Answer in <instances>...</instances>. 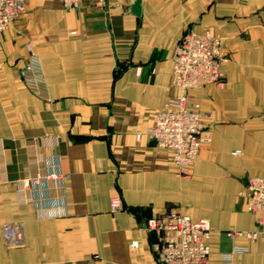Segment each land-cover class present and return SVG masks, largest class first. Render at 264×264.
Instances as JSON below:
<instances>
[{
	"label": "crops",
	"instance_id": "1",
	"mask_svg": "<svg viewBox=\"0 0 264 264\" xmlns=\"http://www.w3.org/2000/svg\"><path fill=\"white\" fill-rule=\"evenodd\" d=\"M24 1L0 32V264H158L144 224L164 212L209 222L211 264L235 250V264H264V236L245 237L246 181L264 180V0H139L138 15L137 0ZM206 29L222 40V80L189 92L211 142L180 176L149 134L178 95L179 40ZM10 224L18 247L2 238Z\"/></svg>",
	"mask_w": 264,
	"mask_h": 264
},
{
	"label": "built area",
	"instance_id": "2",
	"mask_svg": "<svg viewBox=\"0 0 264 264\" xmlns=\"http://www.w3.org/2000/svg\"><path fill=\"white\" fill-rule=\"evenodd\" d=\"M84 1H91L105 11L119 7V0H61V3L64 10L73 11ZM24 10V0H0V32L6 31ZM223 61L222 40L211 29L184 34L172 56V85L178 95L156 115L149 137L158 148L170 152L171 166L180 176H186L201 147L211 142V129L202 123L198 111L188 107L189 92L220 84ZM30 71L31 67L27 66L20 72L21 77L26 78ZM39 179L36 177L33 182ZM67 179L63 175L44 178L57 183ZM245 197L247 210L257 215L256 230L246 233L245 237L255 241L264 236V180L247 179ZM121 209L120 199L113 198L110 210ZM144 229L151 238L158 264H211L209 241L213 229L207 220H193L179 212H164L147 218ZM226 236L238 237L240 233L228 232ZM2 238L11 248L20 246L24 240L22 230L16 224L4 225ZM131 247L137 248L135 244ZM236 252L242 251H233ZM232 254L223 255L217 264H235Z\"/></svg>",
	"mask_w": 264,
	"mask_h": 264
},
{
	"label": "water",
	"instance_id": "3",
	"mask_svg": "<svg viewBox=\"0 0 264 264\" xmlns=\"http://www.w3.org/2000/svg\"><path fill=\"white\" fill-rule=\"evenodd\" d=\"M133 14L138 15L139 14V0L136 1V3L133 6L132 9Z\"/></svg>",
	"mask_w": 264,
	"mask_h": 264
},
{
	"label": "rangeland",
	"instance_id": "4",
	"mask_svg": "<svg viewBox=\"0 0 264 264\" xmlns=\"http://www.w3.org/2000/svg\"><path fill=\"white\" fill-rule=\"evenodd\" d=\"M24 5H25V1H24ZM12 24H13V23H12ZM12 24H11V25H12ZM220 39H221V38H220ZM194 163H195V162H194ZM189 168H190V167H189ZM189 168L187 169V174H186V175H188V170H189Z\"/></svg>",
	"mask_w": 264,
	"mask_h": 264
},
{
	"label": "trees",
	"instance_id": "5",
	"mask_svg": "<svg viewBox=\"0 0 264 264\" xmlns=\"http://www.w3.org/2000/svg\"><path fill=\"white\" fill-rule=\"evenodd\" d=\"M119 75V73H115V77H117Z\"/></svg>",
	"mask_w": 264,
	"mask_h": 264
}]
</instances>
